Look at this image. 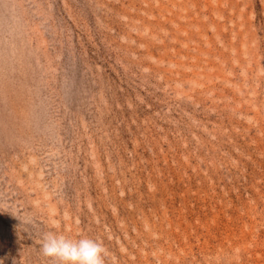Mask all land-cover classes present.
Wrapping results in <instances>:
<instances>
[{
  "label": "rangeland",
  "instance_id": "rangeland-1",
  "mask_svg": "<svg viewBox=\"0 0 264 264\" xmlns=\"http://www.w3.org/2000/svg\"><path fill=\"white\" fill-rule=\"evenodd\" d=\"M264 264V0H0V264Z\"/></svg>",
  "mask_w": 264,
  "mask_h": 264
},
{
  "label": "clouds",
  "instance_id": "clouds-1",
  "mask_svg": "<svg viewBox=\"0 0 264 264\" xmlns=\"http://www.w3.org/2000/svg\"><path fill=\"white\" fill-rule=\"evenodd\" d=\"M45 257L57 264H105L108 251L105 246L91 238L73 240L58 232H47L41 240Z\"/></svg>",
  "mask_w": 264,
  "mask_h": 264
}]
</instances>
